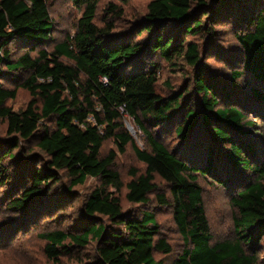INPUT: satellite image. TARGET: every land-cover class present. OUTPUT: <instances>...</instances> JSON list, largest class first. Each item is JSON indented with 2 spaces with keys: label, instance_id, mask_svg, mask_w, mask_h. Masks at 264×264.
<instances>
[{
  "label": "trees",
  "instance_id": "16d2710c",
  "mask_svg": "<svg viewBox=\"0 0 264 264\" xmlns=\"http://www.w3.org/2000/svg\"><path fill=\"white\" fill-rule=\"evenodd\" d=\"M49 1L0 0V80L25 75L11 88L0 84V125L5 124L7 137L0 153V186L11 177L3 159H13L21 143L28 151L37 150L29 154L34 166L19 161L16 165L6 204L18 215L12 221H21L20 227L36 224L39 216L52 217L78 198V219L72 229L40 235L48 260L91 247L92 258L85 264H164L154 253L169 254L171 247L160 236L154 216L143 212L139 217L123 208L122 182L113 169L115 153L101 156L104 142L113 139L120 153L131 143L145 166L126 184L129 203H148L157 189L155 176L169 186L172 218L185 244L171 264H258L257 255L246 245L253 247L264 236V145L248 142L255 123L246 109L260 118L263 110L250 108L237 86L220 85L199 68L192 84L200 96L202 111L197 112L187 104L184 92L159 94L154 66L142 61L158 54L167 62L181 58L198 68L200 39H194L212 36V24L225 9L236 6L249 28L237 36L242 69L232 73V80L248 73L256 84L250 88L252 96L264 101L260 88L264 87V0H150L143 15L119 34L113 24L103 28L95 24L98 0H76L83 8L75 32L47 48L53 32ZM117 10L109 6L110 12ZM11 44L23 52L14 53ZM19 88L32 99L14 111L7 101L16 98ZM179 116L182 120L174 133L183 148L177 154L160 140L157 130ZM50 118L54 127L42 126ZM126 120L142 132L145 148L134 144ZM189 155L204 160L188 162ZM225 165L233 172L218 176L217 167ZM209 174L229 192L234 190L232 240L211 243L198 183L199 177ZM88 178L99 186L80 196L74 188ZM156 196L159 202H168L163 195Z\"/></svg>",
  "mask_w": 264,
  "mask_h": 264
},
{
  "label": "rangeland",
  "instance_id": "374dc122",
  "mask_svg": "<svg viewBox=\"0 0 264 264\" xmlns=\"http://www.w3.org/2000/svg\"><path fill=\"white\" fill-rule=\"evenodd\" d=\"M76 0H50L48 3L50 17L53 21V32L51 42L47 48L52 47L57 42L63 41L66 37L75 32L78 19L82 15V7L78 6ZM150 0H98L95 24L98 27H107L110 24L114 25V33L119 34L126 31L134 22L137 16H142L146 4ZM258 1V0H257ZM261 1V0H259ZM115 5L119 11H122V16H118L119 11L112 13L109 11V6ZM256 5V4H255ZM255 5H253L255 7ZM223 11L213 26V35L207 38L197 37L194 39L188 36V39L199 40L201 55L198 61L199 67L190 66L181 58H175L171 62L165 61L158 54H153L150 58L146 57L142 61L146 66L153 65L157 77V92L163 96H168L174 92L185 93L187 104L193 110L201 112L200 96L194 92L192 87L193 78L197 70L204 69L206 75L217 80L220 85H233L238 87L237 92L245 94L249 100V107L261 108L264 113V101H257L252 96L250 88L256 87V84L251 79V75L244 73L240 78L234 79L232 73L242 69V52L237 41V36L244 33L249 28L246 20L243 19L241 9L233 6ZM254 13V10H253ZM142 38L147 34L143 32ZM133 38V37H132ZM139 37H134L138 39ZM13 44L9 45L14 53L21 54L23 51L14 50ZM63 61H67L63 59ZM203 74V75H205ZM25 75H16L11 80H0V84L5 87H13L19 77ZM20 78V79H21ZM19 79V80H20ZM248 79L251 81L249 82ZM264 91V87H260ZM235 89V88H233ZM32 99L29 92L23 88L17 90V95L14 100L7 101V105L14 111L22 110ZM37 101V100H36ZM38 103V102H37ZM247 116L249 120L254 121L255 126L252 127V134L247 137L251 144L259 146L264 145V118L255 117V114L250 112L247 106ZM182 114V113H181ZM129 119V118H128ZM182 120L181 116L177 117L170 124H164L157 130L160 140L166 147L175 151L177 154L182 152V142L174 133V127ZM126 129L133 137L134 144L138 148H145V140L142 132L134 126L131 120L124 122ZM128 125L132 130L128 129ZM42 126L53 128L54 119L50 118L43 121ZM157 135V136H158ZM5 124L0 125V153L6 145ZM253 144V145H254ZM225 148V146H223ZM28 146L21 143L20 146L13 151L15 157L13 159H3L2 165L8 167V172L11 177L5 185L0 186V264H85L92 258V248L73 249L68 256H60L58 260H48L43 252L45 241L40 237L41 233L51 230H69L78 219L75 210L78 208L81 199L70 200L66 209L62 212L56 211L52 217L39 216L36 224L20 227L21 221H12L18 215L11 212L6 204L10 199L8 192L13 188V183L16 177V165L19 162L25 164L28 162L31 166L34 163L30 159V153L37 152L35 148L28 151ZM110 152L115 153L113 169L118 173L122 182V188L119 192L121 204L124 209H132L141 217L143 212L151 213L159 227L160 236L165 239L171 247L169 254L155 252L154 257L157 260H163L164 264H171L185 248L184 241L173 221L172 207L170 206V190L169 186L158 176H155L154 183L156 191L149 195V201L145 205L129 203L125 199L127 192L126 184L132 178V174H140L144 172L145 166L138 161L131 143L125 146L124 152L120 153L117 149V144L113 139H108L104 142L101 156H107ZM204 160L202 157H194L189 155L188 162L194 161L200 163ZM218 176L223 177L228 172H233L231 167L225 165V169L217 167L215 171ZM231 176V175H230ZM250 178L252 177L249 176ZM61 181L64 184L66 179L61 175ZM198 183L202 188V201L205 215L209 223L211 234V243L223 242L235 238V228L233 224V216L235 209L230 205V197L234 192H229L220 182L216 181L214 174L199 177ZM99 186V182L94 178H88L81 186L74 189L80 196L87 195L90 191ZM156 194L163 195L167 203L159 202ZM60 213V214H59ZM4 239V240H3ZM246 250L249 253H255L258 258V264H264V236L251 247L246 245Z\"/></svg>",
  "mask_w": 264,
  "mask_h": 264
},
{
  "label": "water",
  "instance_id": "95a60500",
  "mask_svg": "<svg viewBox=\"0 0 264 264\" xmlns=\"http://www.w3.org/2000/svg\"><path fill=\"white\" fill-rule=\"evenodd\" d=\"M128 129H129V130H132V127H130V126L128 125Z\"/></svg>",
  "mask_w": 264,
  "mask_h": 264
}]
</instances>
